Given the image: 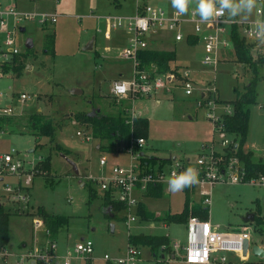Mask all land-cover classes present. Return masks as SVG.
Returning a JSON list of instances; mask_svg holds the SVG:
<instances>
[{"label": "rangeland", "instance_id": "obj_1", "mask_svg": "<svg viewBox=\"0 0 264 264\" xmlns=\"http://www.w3.org/2000/svg\"><path fill=\"white\" fill-rule=\"evenodd\" d=\"M139 1L178 13L171 0ZM0 3H14L17 11L32 16L17 22V26L24 27V30L16 32L13 44H4L5 35L0 32V50L16 48L22 60L20 71L7 68L0 76V109H6L7 105L20 107L18 112L4 116L0 124V152L16 149L26 168L46 156L50 162L49 169L34 174L25 202L11 203L6 199L3 185L14 184L15 176H5L0 182V203L11 211L9 237L5 245L9 254L4 260L0 258V264H16L22 253L35 248L34 236L45 239L44 228L35 229L32 223L37 206H43L50 213L68 216L67 223L59 227L55 239L58 264L64 260L67 249H71L81 237L92 241L93 251L85 257L73 253L68 256L69 264H115L114 259L127 247L128 233L164 234L170 243L177 241L180 246H185V223L138 218L127 223L126 209L116 210L115 216H110V210L103 204L99 184L86 181L87 175H107L113 165L129 163V155L123 149L122 141L114 145L113 151L98 149L99 141L91 136L90 130L73 119L76 111L114 112L117 102L112 100L109 87L113 79H129L132 75V60L120 55L131 32L123 23L110 28L109 37H105L104 16L132 15L134 0H0ZM193 7L196 8V0H191L188 11ZM254 13L255 9L248 18ZM52 15L55 16L53 22L50 20ZM42 16L45 21L39 22ZM235 18L244 20L240 16ZM192 28V25L185 24L182 31L185 34ZM27 38L32 41L30 48L25 46ZM147 38L148 48L174 50L172 65L187 66L193 82L189 94H185L181 82L175 80L177 85L169 84V90L163 87L150 96L129 100V106L135 113L148 119L144 153L159 157L175 156L176 160L169 166L180 158L193 161L205 144L213 142L217 147L218 138L212 131L209 111L222 114L231 110L228 102L235 96L234 87L242 91L255 76L256 96L254 103L248 106V128L243 149L251 151L253 161L263 159L264 65L256 63L255 75L248 66L236 60L235 51L229 44L228 48L219 50L220 60L213 68L200 62L203 54L200 40L193 43L187 42V38L174 41L172 35L163 29L147 34ZM89 41L91 48H84ZM72 88L80 91L72 93ZM21 92L29 94V98L20 100ZM34 112L53 121L56 127L53 142L45 136L35 137L31 133L29 115ZM78 130L81 134L76 133ZM228 137H233L232 133ZM56 142L69 150L66 156L75 163L77 173L61 152L53 148ZM101 156L106 158L103 164L99 162ZM89 186L95 191L93 197L89 195ZM191 196L198 198L196 191ZM139 199L156 214L175 212L183 207L184 191L165 190L159 197L140 196ZM257 209L264 210V184L216 182L212 186L207 219L218 224V230H234L242 224L245 214ZM249 227L250 244L264 246V225L260 229L255 222H250ZM138 251L137 264H154L147 246H139ZM174 251L176 257L167 259L165 256L166 264H193L183 258L181 247ZM104 254L109 256V260L104 258ZM224 254L226 261L210 264H264V259L251 251L245 260H239L233 252Z\"/></svg>", "mask_w": 264, "mask_h": 264}, {"label": "built area", "instance_id": "obj_2", "mask_svg": "<svg viewBox=\"0 0 264 264\" xmlns=\"http://www.w3.org/2000/svg\"><path fill=\"white\" fill-rule=\"evenodd\" d=\"M254 16L248 20L229 18L227 12L224 15L213 16L207 21L201 20L196 12V8H190L186 14L170 13L156 4H148L134 0V11L132 15H106L104 21L106 29L104 36L109 37L110 28L120 26L125 23L131 32L128 35L125 46L120 51V55L132 60L133 70L129 79L115 78L111 81L109 92L116 100L133 98L137 96H150L163 87L177 85L175 80L181 82V87L185 94H189L192 88L193 77L187 66L177 68V72L168 71L164 73L149 74L138 66L137 52L148 48L147 34L155 33L158 29H163L172 35L174 41H180L188 36H196L201 41L203 54L201 64L215 67L220 60L219 50L228 48L230 44L234 50L231 37L232 25L237 26L239 34L245 40V56L248 62L260 63L264 65V44H261L254 34L253 24L257 19L264 20V0H257ZM217 7L219 5L217 4ZM22 18H32V16L21 13L15 9V4L2 5L0 3V32L4 33V44L14 43L15 34L20 27L17 22ZM50 20L53 22L55 16ZM39 22H44L45 17H40ZM185 24L192 25L190 31L184 34L182 27ZM16 48L11 51L0 50V76L4 73L3 66L8 65L13 54H17ZM10 57V58H9ZM154 68V66H152ZM128 82L126 94H117L115 86L122 82ZM170 84V85H169ZM203 95V94H201ZM29 98V94L21 92L20 100ZM214 101V100H213ZM215 102V101H214ZM208 104L209 101H208ZM212 108V107H210ZM129 118L136 115L133 107L128 108ZM232 109L223 113L230 114ZM16 113L13 106L7 105L6 109H0V118ZM221 114H214L209 111L208 117L212 123V131L218 138L217 147L213 142L201 147V151L191 161L189 158L178 159L175 164L169 165L175 157H169L165 163L143 164L140 159L145 145L143 137H131L124 145L125 151L129 155V163L113 165L107 175L94 177L87 175V179L99 184L100 189L109 190L111 195L125 205L127 210L126 222L137 221L135 207L140 200L142 192L149 184L161 183L163 191H169V178L173 174L179 175L187 168L192 167L198 172V183L187 187L189 195L197 192V201L200 205L208 206L212 199V186L216 182H248L250 184H264V176H246L244 166L235 154L237 147V136L228 137V133L218 121ZM0 132H2L0 127ZM77 134H81L78 130ZM87 137V136H86ZM214 141V140H213ZM101 164L106 162L105 156L99 159ZM35 174L34 164L26 168L22 159L18 157V151L10 150L0 152V182L5 176H15L14 184H4L3 189L7 194L6 199L11 202H25L28 197V189L31 186ZM34 228L44 227L41 217L36 216L32 220ZM186 244L180 246L179 242H171V247L175 250L181 247L184 251L183 258L193 264H210L215 261H226L224 252L237 254L239 260H244L242 254V242L247 239L250 242V227L248 223H242L237 229L221 231L218 225L212 224L207 218L202 219L198 215H189L185 221ZM45 228V227H44ZM45 232L47 229L45 228ZM93 251L92 241L82 238L77 241L71 249H67L64 260L60 264H69L68 256L73 253L75 256H89ZM222 253V254H218ZM9 253L5 247H0V258L3 260ZM104 258L109 260V256L104 254ZM59 257L55 254V242L47 241L42 246H35L20 255L16 264H58ZM139 260L138 246L127 244L126 249L114 259L115 264H137Z\"/></svg>", "mask_w": 264, "mask_h": 264}, {"label": "trees", "instance_id": "obj_3", "mask_svg": "<svg viewBox=\"0 0 264 264\" xmlns=\"http://www.w3.org/2000/svg\"><path fill=\"white\" fill-rule=\"evenodd\" d=\"M118 4V2H116ZM231 37L234 44L235 58L237 61L244 63L248 66L253 73H257V65L254 62H248L245 56V40L239 34L237 26L232 25ZM189 43L196 42L198 38L196 36L187 37ZM50 41L52 39L50 38ZM51 48V47H50ZM49 49V48H48ZM138 66L152 73H164L168 71L177 72L179 68L178 64H173L175 60V52L170 49L159 48H146L137 52ZM11 64L3 66V72L7 68L13 71H20L22 68V60L17 54H13L10 58ZM154 66V68H152ZM235 96L229 100L231 104L232 112L222 113L219 118V122L228 133H234L237 136V147L235 154L242 162L246 176H257L261 174L264 176V158L253 161L251 159V151L244 150L243 144L245 142L247 128H248V106L254 103L256 90H255V76L244 85L242 91H238L234 87ZM116 107L113 113H102L95 110L93 113H87L83 111H76L73 113V119L77 122L85 124V127L90 130L91 136L99 141V149L105 151H113L114 145L119 141L125 144L129 142L130 138L143 137L146 140L148 119L143 115H134L129 118L128 108L130 98H124L116 100ZM222 101V100H218ZM5 117L0 118V124L4 121ZM29 128L31 133L35 137L45 136L50 142H53L55 136V125L53 121L42 115L41 113L34 112L29 115ZM42 146L43 144H39ZM53 148L63 154H68L69 150L64 148L59 143H54ZM143 164H153L156 162L165 163L168 162V158H158L153 155L142 154L140 156ZM50 162L49 156L43 159H39L35 165V174L40 171H46L49 169ZM90 182V180H86ZM184 191L183 207L180 211L170 212L165 211L163 213L156 214L147 209L142 201H138L135 207V213L138 219L144 220H159L163 222H182L185 223L188 216L198 215L202 219L207 218V207L200 205L196 201L191 203V198L187 188ZM95 191L89 186V195L93 197ZM163 194V186L161 183L149 184L142 192L143 196L159 197ZM103 204L110 210V216H115L116 210L125 209L123 202L117 200L111 195L109 190L102 191ZM11 211L6 210L0 203V247H5L8 242V220ZM108 213V212H107ZM39 215L47 229L48 241H55L59 227L65 225L68 221V216L64 214L50 213L43 208V206H37L35 213ZM254 222L261 229L264 225V210L257 209L254 214ZM128 244L135 246H147L151 257L154 259V264H166L165 256L173 254L176 257L174 249L170 245L168 236L164 234H156L150 232L128 233ZM264 259V258H263Z\"/></svg>", "mask_w": 264, "mask_h": 264}, {"label": "clouds", "instance_id": "obj_4", "mask_svg": "<svg viewBox=\"0 0 264 264\" xmlns=\"http://www.w3.org/2000/svg\"><path fill=\"white\" fill-rule=\"evenodd\" d=\"M190 2L191 0H171L172 7L182 15L187 13ZM256 6L257 0H196V12L203 21L209 20L214 15H224L225 12L229 18L240 16L248 20ZM253 30L260 43L264 44V20L254 21ZM128 87V82H122L115 86V92L126 94ZM196 183H198V172L192 167L179 175L174 173L173 177L168 180L169 189L172 192L182 191L185 187H191Z\"/></svg>", "mask_w": 264, "mask_h": 264}, {"label": "water", "instance_id": "obj_5", "mask_svg": "<svg viewBox=\"0 0 264 264\" xmlns=\"http://www.w3.org/2000/svg\"><path fill=\"white\" fill-rule=\"evenodd\" d=\"M20 30L23 31L24 27H20ZM25 46L28 47V48H30L32 46V41H31L30 38H27L25 40ZM84 48H91V41H89L88 44L84 46ZM78 91H80V90H77L76 88H72L70 90V92H72V93H77ZM13 108H14L15 112H18L20 107L18 105H14ZM61 154L71 164L74 172L77 173V169H76L75 163L72 160H70L65 154H63V153H61ZM141 154L144 155L143 152H141ZM253 220H254V213L253 212H249V213L245 214L242 217V221H253ZM110 227L112 229V224L110 225ZM247 248H248V241H247V239H244L243 242H242V254L243 255L246 253ZM251 251H252L253 254H256L258 256H263V254H264L263 249L260 246H258L257 244L251 245Z\"/></svg>", "mask_w": 264, "mask_h": 264}, {"label": "crops", "instance_id": "obj_6", "mask_svg": "<svg viewBox=\"0 0 264 264\" xmlns=\"http://www.w3.org/2000/svg\"><path fill=\"white\" fill-rule=\"evenodd\" d=\"M106 29V28H105ZM103 34H104V32H103ZM151 40H155L154 38H152ZM187 42H188V40H186ZM160 49V48H159ZM171 50V49H170ZM244 64V63H243ZM20 109V108H19ZM138 115H140V114H138ZM146 141V140H145ZM99 145H97V148L99 149V147H98ZM243 148H245V147H243ZM144 149V148H143ZM245 150V149H244ZM143 153H144V151H143ZM145 154V153H144ZM66 155V154H65ZM155 157H158V158H168L169 159V157H175V156H168V157H159V156H155ZM4 180V179H3ZM81 182V181H80ZM81 185H82V183H81ZM83 185H84V183H83ZM187 188V187H186ZM188 190V189H187ZM164 192V191H163ZM141 196H143L142 194H141ZM189 197L191 198V203L192 202H194V201H196L197 203H198V201H197V199H195L194 197H192L191 195H189ZM141 201V200H140ZM184 202V201H183ZM261 210V209H260ZM255 212V211H254ZM253 212V213H254ZM207 213H208V208H207ZM255 214V213H254ZM36 216H39V215H37V214H34V217H36ZM40 217V216H39ZM250 222H254V220L253 221H243L242 223H250ZM44 224V223H43ZM153 225V223L151 222L150 223V226H152ZM214 225H218V224H214ZM44 227H45V225H44ZM43 227V228H44ZM218 227H219V225H218ZM46 228V227H45ZM45 228H44V235H45V239L43 240V239H40L38 236H34L33 237V244L35 245V246H37V245H39V246H42L43 244H46L47 243V241H48V238H47V233L45 232ZM82 238V237H81ZM80 238V239H81ZM55 242V241H54ZM253 244H255V243H252V244H250V242H249V246H248V248H247V251H246V253L244 254V260L248 257V253L251 251V245H253ZM258 246H260L262 249H263V251H264V246H262L261 244L259 245V244H257ZM175 252V251H174ZM252 252V251H251ZM232 253V252H231ZM235 254V253H234ZM237 255V254H236ZM255 256H257V257H259V258H264L263 256H264V254H263V256H258V255H256V254H254ZM174 258V255L173 254H168V255H166V258L167 259H170V258ZM56 264V263H55Z\"/></svg>", "mask_w": 264, "mask_h": 264}, {"label": "bare ground", "instance_id": "obj_7", "mask_svg": "<svg viewBox=\"0 0 264 264\" xmlns=\"http://www.w3.org/2000/svg\"><path fill=\"white\" fill-rule=\"evenodd\" d=\"M173 258V257H172Z\"/></svg>", "mask_w": 264, "mask_h": 264}]
</instances>
